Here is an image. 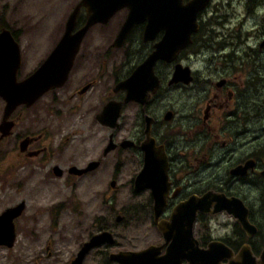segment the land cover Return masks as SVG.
<instances>
[{
    "label": "rangeland",
    "instance_id": "obj_1",
    "mask_svg": "<svg viewBox=\"0 0 264 264\" xmlns=\"http://www.w3.org/2000/svg\"><path fill=\"white\" fill-rule=\"evenodd\" d=\"M247 1L210 0L207 14L210 22L205 28L209 32L205 37L213 35L208 43L216 45L217 36L224 34L228 44L232 46L236 43L237 57L247 55L243 65L252 70L254 77L260 75L262 78L264 50L260 51L257 44L264 32V0H249V4ZM77 2L78 0H0V27L14 31L20 46L21 63L17 70L18 79L30 73L51 50L63 32L69 12ZM113 28L114 23L111 20L104 25H93L87 33L89 39H86L83 51H86L87 61H92L87 67L92 69L93 76L97 75L96 72L100 71L101 66L104 67L105 74H108L102 79L97 78V83L90 91L92 96L90 100L88 96L87 99L79 100L71 97L70 86L73 77L70 76L65 85L58 90L43 94L28 106L17 105L10 114L14 117L12 133L0 138V204L21 200L26 194L22 188L28 179L29 196L34 198L32 202L39 209L34 224L23 221L25 223L23 226L20 228L17 226L10 256L11 264H64L70 253L75 251V243L76 246L79 245L89 233L101 229L98 226L103 221L108 222L119 248L143 247L152 239L148 196L140 191L141 189L133 190V178L141 168L142 156L137 151L129 149L127 145H121L125 141L123 139H128L126 137L135 132L142 112L134 103H128L123 107L122 117L117 118V125L114 127L106 126L95 119V113L105 101L104 90L110 86L114 77L111 67L115 65V61L111 57L103 60L105 56H99L109 46L116 31ZM199 38L200 35H197V39ZM196 49L194 47L183 56V59L189 61L187 64L191 65L195 82L201 73L208 78H216L229 72V68H223L227 65H223L222 68L220 65L223 62L228 64L226 61L228 58H224L228 47L219 50L205 49L203 53L201 51L196 53ZM212 53L218 62L214 59L208 60ZM132 62L133 59H129L126 64ZM204 62L206 65H202ZM201 65L203 67L200 69ZM199 69L205 72H199ZM162 76L163 91L160 99H157L152 107V115L163 122V132L174 138L178 147L184 146L185 149L190 146L195 155L197 135L191 126V120L197 119L198 108L201 107L197 95L199 86L193 83L184 88L177 85L170 88L165 85V73H162ZM259 82L253 79L254 94H259L255 87ZM165 93H172V96L169 98ZM3 106L4 101L0 98V120ZM255 108L256 111L259 110V106ZM84 109L87 110V117L84 119L86 129L79 128L78 125L81 115L84 118ZM166 110L173 113L169 120L162 119ZM190 115L193 116L192 119ZM255 123L261 126L252 131L254 146L264 143V118L255 119ZM127 130H130L129 134ZM25 134L32 136L41 134L28 150L45 146L43 155L50 157V162H55L64 169L70 164L83 166L88 160L99 159L100 162L86 175L70 177V181L57 176L43 177L47 165L46 162L44 164L38 162L40 154L30 159L21 146L19 147V142L23 143ZM188 134H192V137L190 138ZM110 140L114 144L120 143L121 148L115 144V147L103 153L102 150ZM36 145L38 147H35ZM185 155L188 160L192 158L191 155ZM17 179V183L21 180L23 182L13 183L12 180ZM110 181H113V185H110ZM17 185H21V188ZM252 189V201H255L253 218L257 221L262 235L261 238L255 236L252 240L261 246L264 242V206L260 204L259 189L254 185ZM117 215L122 216L121 221L116 220ZM208 223L210 233L215 236L222 235L225 230L230 229L220 220ZM47 239L55 242L54 247L60 248L59 261L56 263L50 259H44L42 263L37 261L38 257L42 256L41 245Z\"/></svg>",
    "mask_w": 264,
    "mask_h": 264
},
{
    "label": "flooded vegetation",
    "instance_id": "obj_2",
    "mask_svg": "<svg viewBox=\"0 0 264 264\" xmlns=\"http://www.w3.org/2000/svg\"><path fill=\"white\" fill-rule=\"evenodd\" d=\"M186 1L188 0H183V2ZM247 3L249 4V0ZM209 6L210 0L197 14L198 27L195 31L190 33V42L178 50L174 57L170 60L157 58L154 61L152 65V72L158 80V84L154 90H151L150 86L152 82L150 83V77L146 75L149 72L145 73L144 68H141V66L151 54V52L155 49L154 44L164 34L163 30L160 29L151 37L145 38L144 30L147 21L142 20L140 22L133 23L121 40L122 42L117 44L116 41L119 40L117 39L119 30L128 15L126 6L117 9L106 20V22L93 24L104 25L111 22L112 20L114 23L113 29H116L115 33H113L114 35L111 38L109 46L106 48L104 53L99 55L105 56L102 58L103 60L111 57V59L115 61V65L112 66L114 69L111 67L112 76L114 75V77L110 82V86H107L104 90L105 101L101 103L98 111L95 113V119L99 123H102L106 126H110L109 123H113L112 110L114 107L112 106V103L122 101L126 95L125 83L123 86L120 84L123 81H126L130 75L140 66L139 71L143 72L140 74L138 79L139 81L141 80L140 82L143 85L141 88L145 89V91L141 93L140 100H128L123 102L120 106L118 118L122 117V109L126 104L134 103L138 110L142 112V115L137 121L135 132L129 135V137H126L128 139H123L128 140L126 143L127 147L132 151H137L140 153V156L143 158L144 153L141 143L145 140V129L147 125L149 136L154 139L155 146H161L166 154L168 190L165 205L158 217V220H168L173 209L180 203L187 201L191 196L202 197L204 195H211V197H207L206 199L204 197L202 198L203 203L205 201L207 202L206 205L203 204L204 210L195 211L192 222V236L195 241V246L197 248H204L209 242L217 240L222 242V244L226 245L228 248H231L233 252H236L242 243L248 242L253 252L258 254L264 242L261 244V246L258 243L255 244L252 240L253 237L248 238L241 230L239 223L235 221V219L230 214H228L225 209H222L218 212L212 211H214L216 207H221L222 205L226 204L225 202L228 200V198H237L239 201H241L242 205L247 208L249 221L254 223L257 228L259 226L257 225V221L253 218V204L255 201H252L251 193L253 190V185L256 186L259 189L260 204L261 206H264V176L258 173L264 170V143L261 142V144L254 146L252 131L261 126L256 125L255 119L259 118L263 120L264 118V80L262 79L264 77L261 78L260 75H256V77H254L252 70H249V68H246V66L243 65V60H246L245 58L247 55L244 54L243 57H237L235 48L236 43L232 46L230 43L228 44L227 37H224V34L223 36H217L216 45L208 43L212 40L213 36L210 35L205 37L206 33L209 32L205 29L207 23L210 22V19L207 15L209 13ZM85 18V10L83 7H81L73 30L81 27L85 21ZM93 25L82 37L72 65L68 71V75L63 84L45 91L39 97L50 91L58 90L63 85H65L69 77L72 76L73 83L70 86L71 97H75L76 100H79L87 99L88 96V100H90L92 97L90 91L93 85L97 83V78L102 79L108 75L105 74V69L103 66H101L99 72H96L97 75L95 76L92 75V69L87 67L88 63L92 64V61H87V54L85 50L83 51V47L86 45V39H89V37H87V33L93 27ZM197 35H200L199 39H197ZM262 35L263 36L261 40L257 44V48L260 51L264 50V42H262L264 40V32ZM219 42H221V44ZM194 47L197 48L196 53L197 51H201L203 53L206 51L205 49L219 50L220 48L222 49L224 47H228L229 50L227 51V54L224 55V58H228L226 61L229 65L225 64L224 62L220 65L221 68L223 65H227L223 68H229V72L227 74L219 75L216 78H208L206 75L201 73L197 82H195L194 76L192 75L193 71L190 69L191 65L187 64L189 61L183 59V56L186 54V52L190 51ZM46 56L47 55H45V57ZM44 58L40 61V63L44 60ZM90 58H92V56H90ZM129 59H133V62L126 64ZM212 59L217 61L214 53L208 56L209 61ZM199 61L200 63H203V61ZM178 63L182 66L188 67L192 77L189 82L184 83L182 80H178L174 83L170 82L173 70ZM202 65H206V62H204ZM202 65L200 66V69L203 67ZM200 69L199 72H205V70L200 71ZM162 73H165V85L167 84L169 87L177 85L184 88V86L193 83H196L199 86L197 95L200 98L199 103L201 104V107L198 108V114L196 115L197 119L195 120L193 118V120H191V126L194 127L195 133L197 135V150L195 151V155L193 154L191 148H189L190 146L185 148L186 150L184 149V146L178 147L175 144V139L171 136H168L166 132H163V122H161L156 116L152 115V107L156 104V100L160 99L164 87ZM253 79H256V82L260 81L259 84L255 85L256 89L259 90V94L253 93ZM139 90L141 91V89ZM165 95L170 98L172 93H165ZM21 105L26 106L24 104ZM105 106L107 110L100 114ZM256 106H259L258 111H256ZM86 111V109L83 110L84 118L82 115L81 118H79V128L87 127V124L84 123V119L87 117ZM172 114V111L166 110L162 115V119L169 120L172 118ZM190 116L192 119L193 116ZM10 118V120L13 119L12 122L14 125V117L10 116ZM127 131V134H129L130 130ZM87 132L88 131H86L85 134H87ZM11 133L12 132L9 134ZM25 135L23 137V143L21 142L20 144L19 142V147L21 146L25 153L30 156V159H33L32 157L40 154L38 162L40 164H44L46 162L45 165H47V171L43 177L47 176L48 178H54L57 176V178L70 181V177L87 174L88 171L81 173L70 172V165L73 164L67 165L64 169L59 164L50 162L51 158L43 155V152L45 151L44 148L46 149L45 146L38 147V145H36L35 147L38 148L28 150V147L33 145V143L39 139L41 134L36 136L27 134ZM188 136L191 138L192 134H188ZM115 144L116 147L120 145V143L116 142ZM185 154L191 155L192 158H189L188 160ZM142 158L141 160L143 163ZM89 161L90 160L86 161L85 165L83 166H78V168L85 167ZM96 161H98V163L100 162L99 159H96ZM74 166L77 167V165ZM58 170H60V172ZM9 175L12 176L11 173ZM12 181H14L13 183H17L18 179ZM22 182L23 181L21 180L17 184ZM28 184L29 181L27 179L24 187L22 188L25 190L26 194L21 200L10 204L6 202L0 204V264H11L10 256L12 255L11 251L15 243L14 241L17 232V226L20 228L23 226V224H25L24 222L32 225L35 223V221H37L35 218H37L39 214V209L36 204L32 202V199L34 198L29 196ZM17 187L21 188V185H17ZM140 191L145 192L148 196L147 200L150 212L149 227L150 235L152 237L148 244L143 247H135L136 249L134 247H117L114 233L111 231V229H109L110 226L108 225V222L103 221L98 226V228L101 229L96 230L94 233H89L88 236L81 243H79V245L76 246L75 243V249L73 247L75 251L70 253L67 258V262L64 264H71V260L74 259L82 244L87 241L91 235L102 230H108L112 234L113 240L111 242H103L97 246H92L89 248L84 254L80 264H123L117 260L111 259L109 254L111 252L125 249L141 250L150 244L156 245L158 256L162 255L167 246L171 243V238L166 241H162V234L158 229L156 222L154 221V200L150 189L144 188ZM18 204H22L21 209L12 210V207L15 208ZM230 205L228 207L229 209H231ZM235 205L231 206L235 208ZM29 207L31 208L30 211L28 210ZM238 207L240 208L239 205ZM120 219H122V216H120L119 220ZM116 220L119 221L118 219ZM215 220H220L222 223H226L230 229L225 230L222 235H212L210 233V225L208 222H214ZM255 236H258V232ZM48 240L49 239H47L41 245L40 254H42V256L38 257V263L40 261V263H42L44 259H50L53 263L59 261L60 248L54 247L53 245L55 242ZM238 242L239 244L237 245ZM109 247L116 249H110ZM181 264H186V260L182 259Z\"/></svg>",
    "mask_w": 264,
    "mask_h": 264
},
{
    "label": "water",
    "instance_id": "obj_3",
    "mask_svg": "<svg viewBox=\"0 0 264 264\" xmlns=\"http://www.w3.org/2000/svg\"><path fill=\"white\" fill-rule=\"evenodd\" d=\"M208 1L78 0L69 12L64 23L63 32L53 48L30 74L21 79L17 78V70L21 63L19 43L9 28L0 27V98L4 101L0 120V138L11 132L13 122L9 119V116L12 110L20 104L28 106L45 91L62 85L86 31L95 23L106 22L117 9L123 6L127 7L128 15L119 30L117 44L122 42L121 40L133 23L142 20L147 21L144 30L145 38L151 37L160 29L164 32L162 37L154 44L155 49L145 60L146 63L144 62L141 66V68H144L145 73L149 72L146 75L150 77V83L152 82L151 90H154L158 84V80L152 72L154 61L157 58L170 60L178 50L190 42V33L198 27L197 14L206 6ZM81 7H84L86 13L85 21L81 27L73 30ZM139 69L140 66L126 81L120 84L123 86L125 83L126 95L124 99L115 103L111 102L114 107L112 110L113 123H109V125L112 127L117 124L122 103L128 100H140L141 93L145 91L141 88L143 87L141 80L138 79L143 72ZM191 78L188 67L178 63L173 70L170 82L182 80L186 83ZM106 106L100 114L107 110ZM145 134V140L141 143L144 153L143 163L141 169L133 178V190L150 189L154 200V221L162 234V241L171 238V243L160 256L157 255L156 245L150 244L141 250L125 249L111 252L109 254L110 258L123 264H181L182 259L186 260V264H264V243L258 254L253 252L248 242L242 243L236 252L217 240L209 242L204 248L195 246L192 236V222L195 211L204 210L203 204L206 205L207 202L203 203L202 198L206 199L211 195L191 196L187 201L180 203L173 209L168 220H158L165 205L168 190L167 159L162 147H156L154 139L149 136L147 125ZM127 141H123L121 145L125 146ZM113 147H115V144L110 140L103 153ZM97 164L98 161L92 160L83 168L70 166L69 171L81 173L95 168ZM58 171L60 172V170ZM258 173L264 176V170ZM110 185H113V181H110ZM225 203L221 207H216L212 212L225 209L239 223L241 230L248 238L255 236L258 232L257 226L249 221L248 210L242 205L241 201L237 198H228ZM230 204H236L235 208ZM229 205L231 209L228 208ZM21 207L22 204H18L15 208L12 207V210L21 209ZM119 218L120 216L117 215L116 219L119 220ZM112 240V234L107 230L91 235L79 248L74 259L71 260V264H80L84 254L92 246H97L103 242H111Z\"/></svg>",
    "mask_w": 264,
    "mask_h": 264
},
{
    "label": "trees",
    "instance_id": "obj_4",
    "mask_svg": "<svg viewBox=\"0 0 264 264\" xmlns=\"http://www.w3.org/2000/svg\"><path fill=\"white\" fill-rule=\"evenodd\" d=\"M1 25V24H0ZM12 34L14 35V37H16L14 31H12ZM258 237L261 238L262 235L260 234V229L258 228ZM239 244V242L237 243V245ZM253 247V246H252ZM255 247L257 248V246L255 245ZM256 252V251H255Z\"/></svg>",
    "mask_w": 264,
    "mask_h": 264
},
{
    "label": "bare ground",
    "instance_id": "obj_5",
    "mask_svg": "<svg viewBox=\"0 0 264 264\" xmlns=\"http://www.w3.org/2000/svg\"><path fill=\"white\" fill-rule=\"evenodd\" d=\"M39 191V190H38ZM44 198V197H43Z\"/></svg>",
    "mask_w": 264,
    "mask_h": 264
}]
</instances>
